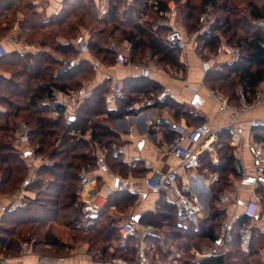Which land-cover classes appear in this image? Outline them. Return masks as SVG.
Segmentation results:
<instances>
[{
    "label": "trees",
    "instance_id": "16d2710c",
    "mask_svg": "<svg viewBox=\"0 0 264 264\" xmlns=\"http://www.w3.org/2000/svg\"><path fill=\"white\" fill-rule=\"evenodd\" d=\"M169 1L171 0H107V12L101 18L98 0H63L61 10L45 19L38 13L37 5L32 0H0V39L5 38L12 30V16L27 12L29 15L21 23L22 32L18 40L29 46L36 39L42 38L40 44L45 47V51L26 54L13 52L0 58V64H7L0 65V70L1 67H7L10 73V77L0 75V105L3 107L0 111V196L12 195L18 191L30 174L29 161L25 160L12 142L19 122H26L30 127L29 145L35 154L49 160V164L38 170V179L27 188L36 197L25 198L22 208L8 210L2 218L0 254L12 249L17 251L22 241L34 238L35 249L45 244L66 250L68 245L60 243L49 233L50 227L58 224L71 230L74 243L88 244L91 253L96 252L106 258L109 250L113 249V257L119 255L128 260L134 256L137 250L134 245H130L133 237L124 240L116 248L112 247L111 243L120 239V227L116 220L100 227V214L99 218L87 225L81 224V212L77 208L80 172L83 168L95 170L103 161L114 173L125 174L126 170L133 173L129 178L138 179L147 175L148 171L140 160L134 166H129L118 154L119 148L127 145L112 126L117 120L137 113L132 110V106L140 97H153L163 91V87L148 78L127 79V84L123 87L124 99L115 109H110L105 100L111 90V79H106L84 99L71 119L66 117L64 106L54 103L55 93L70 95L80 92L84 84L95 76L93 63L89 60H80L77 64L73 62L79 56L80 29L89 31L90 52L98 60L108 63L107 66H113L117 62L109 40L118 38L132 45L128 59L131 64H141L150 52L157 65L165 63L177 69L175 65H171L172 62H167L172 60L170 55L180 52L168 48L162 41L163 35L170 31L161 15ZM174 1L179 8L178 27L191 42L199 26L201 12L196 3L199 0H186L183 4L179 0ZM200 1L201 6L211 5L216 12H222V16L215 15L209 33L198 39V52L206 59L208 53H215L224 39L231 49H239L241 53L239 62L224 64L209 72L204 80L205 85L218 93L229 94L226 97L231 106L240 104L241 95L248 103L252 102L260 85L264 83V29L254 24L264 20V0ZM125 3L127 7L121 15L120 11ZM244 12L248 14L245 15ZM97 25L103 26L102 29H97ZM56 54L63 60L70 61V68L58 76L55 75L56 70L62 69L65 62L56 57ZM238 86L241 90L236 93ZM153 106L170 111L176 119L198 120L174 98ZM258 130L253 132L254 141L264 145V129ZM219 136V162L225 160L226 165L216 169L220 177L213 185V190L218 192L211 204L213 215L209 220L200 219L198 234L195 233L194 226L191 227L195 224L178 229L184 232L181 237L184 234H201L200 238L220 245L219 224L221 218L224 220L226 210L218 209L213 204L229 185L227 172L232 170L234 163L230 130H222ZM137 197V194L128 192L114 193L106 205L125 209ZM160 200L156 211L146 212L140 223L157 228L167 223L174 227L173 230L177 229L174 205L164 198ZM261 204L264 208L263 198ZM149 219L152 221L149 222ZM206 221L213 223L208 225ZM251 223V219L241 216L229 231V236L233 238L232 246L239 248V251L241 230ZM173 234L176 233L169 236L172 237ZM251 234L250 253L243 256L246 258L240 261L241 264L258 256L264 247V234L256 226L252 227ZM103 244H107V247ZM230 255L231 253L227 258ZM225 258L223 254L213 255L203 259L200 264H221Z\"/></svg>",
    "mask_w": 264,
    "mask_h": 264
},
{
    "label": "built area",
    "instance_id": "2783aa9c",
    "mask_svg": "<svg viewBox=\"0 0 264 264\" xmlns=\"http://www.w3.org/2000/svg\"><path fill=\"white\" fill-rule=\"evenodd\" d=\"M162 17L165 19V24L170 28V31L165 33L162 37L163 43L170 49L180 53H186L189 50L199 54L200 67L203 77L214 69H219L223 64H232L241 60V53L239 49H231L227 43L221 42L211 60L202 59L198 52V39L205 36L211 30L214 24V19L211 18L210 12L204 11L199 18V26L196 30L195 36L191 42L187 39L184 32L178 27L177 21L179 18V8L176 1L171 0L167 4L166 10L162 12ZM261 28H264V20L256 22ZM80 53L89 52L88 42L85 40L78 44ZM111 51L116 53L117 63L121 66H130L129 57L132 50V45L126 43L122 47L112 43L110 45ZM149 60H147L148 62ZM93 67L99 69L101 63L98 60L93 61ZM143 65L142 75L148 77L150 74ZM170 93L169 90H164L160 95H157L154 100H149L142 106H151L156 102H164ZM209 96L218 105L220 111L229 112L230 127H235L240 118L249 114L253 110L264 107V94L259 91L252 102L243 101L242 104L231 106L228 99L213 91L209 90ZM124 99L123 84L120 80L114 78L111 80V90L105 102L108 108L115 109L118 103ZM241 99L244 97L241 95ZM54 103L58 106H65L63 101L55 96ZM139 116H125L124 120L133 122L134 118ZM69 119V118H68ZM71 119V116H70ZM150 127L170 126L175 132V137L168 144V153L177 158L179 165L170 171L163 172L160 169H153L144 178H124L117 173L112 172L109 167L101 161L95 170H88L83 168L80 172V196L79 204L82 211L83 222L89 223L96 219L102 212L107 200L114 193L128 192L137 194L136 185L143 184L145 189L153 194H164L166 202L174 205L176 212V219L182 224H197L204 214V206L198 194L194 191L193 182L198 176H193L191 173L194 170L201 168V160L206 152L215 151V147L219 144L220 132L219 128L212 127L209 123L202 124L194 128H186L182 125L174 123L168 116H156L154 119L147 122ZM251 129H264V120L254 119L250 123ZM136 125L129 124L127 127V136L134 148L127 146L121 147L118 154L129 166H134L135 162L139 160L137 155H140L146 146V139L136 136ZM30 136V129L25 124H19L13 137V145L20 150L28 144ZM187 143V144H186ZM248 152L252 158V164L255 171L254 184L256 191H264V145L256 142H251L247 145ZM30 152V151H29ZM22 153V152H21ZM31 153V152H30ZM23 154V153H22ZM213 163H218L216 156L212 157ZM145 169L152 168L151 164L146 161ZM239 171L245 175L244 168L239 165ZM36 176L31 179H26L21 188L25 189ZM102 179V181H101ZM219 179L218 174L212 175L211 184H215ZM239 191V188L237 192ZM239 192L237 195H220L217 204L223 205H239ZM261 197L255 193L253 201H251L246 208L245 215L247 218L254 221L257 209L260 208ZM11 209L16 210L21 207L19 201H14L11 204ZM231 221L226 222L224 226L225 236L222 244L230 243L229 231ZM253 225L250 224L241 230V243L245 249H248L251 242V229ZM160 229L151 225H140L137 220L130 218L123 223L119 229L122 239L127 240L130 237L141 236L144 239L147 237L159 236ZM227 252L223 253L225 256ZM140 253L142 264H147L148 260ZM211 255H203L202 258L210 257ZM202 261V260H201ZM199 261V262H201ZM147 262V263H146ZM108 264H128L122 260H113Z\"/></svg>",
    "mask_w": 264,
    "mask_h": 264
},
{
    "label": "crops",
    "instance_id": "0c3cea01",
    "mask_svg": "<svg viewBox=\"0 0 264 264\" xmlns=\"http://www.w3.org/2000/svg\"><path fill=\"white\" fill-rule=\"evenodd\" d=\"M62 1L63 0H40L37 3L40 5V11L44 13L46 18H49L61 10ZM106 1L107 0H98L103 13L107 12ZM126 7V3L123 4L121 15H123ZM11 35L13 37L0 42V58L5 54H10L13 52L28 53L30 50L29 46L24 47L17 40V32L12 33ZM83 40L87 42L86 35L84 33L79 36V43ZM181 55H183V64H185L187 68L186 76L183 78L178 76L176 69L173 71L168 65L166 67L171 71V73H168L165 69L158 68V65L152 59H150L148 62L145 60L138 65L130 63V66H121L116 62L113 66L102 64L99 69H95L93 67L95 76L91 81L84 84L82 91L70 95L56 92L55 96H58L63 101L65 105L64 107L66 108L65 115L67 117L74 116L78 107L82 104L84 99L92 93L93 89L109 78L111 80L114 78L120 80L123 84V87L127 84V79L139 77L148 78L151 81L161 85L163 90H169L170 95L168 98H174L175 100L179 101V103L187 106L186 108L190 110L195 119L198 120L193 121L190 119L188 121L185 118L176 119L173 113L170 111L166 109L160 110L155 108L153 106L155 103H162L155 101L153 105L145 106L140 109H138V105L134 103L132 109L136 110L137 113L131 114V116H139L140 114H142V116L134 118L133 122H127L124 119L117 120L112 126L113 130L116 131L120 135L121 139L126 142L125 145L133 149L134 145L129 140L126 130L129 124L134 123L136 125V136L146 139L145 149L140 155H137V158H139L144 168V163L146 161H148L152 166L151 169L147 170V175L150 174L149 172L153 169H160L163 172H167L179 165L178 159L168 153V144L175 137V132L172 127H150L147 124L149 120L154 119L156 116H168L174 123L182 125L186 128H194L202 124L209 123L212 127L219 128L221 130H230L232 134V140L230 144L232 147V158L234 164L232 166V170L227 172V175L229 184L231 185V190L229 192L224 191L222 194L237 195L239 192V205H228L229 208L226 207L230 217L229 222L231 221L232 223L238 217L246 216L244 213L246 211L247 205L253 201L254 195L256 193V186L254 184L255 171L247 145L251 142H255L253 132L254 130H258L251 129L250 123L254 119L264 120V107L253 110L249 114L242 116L236 123L235 127H230L229 112L220 111L219 105L212 98H210L208 88L202 86L205 84V77H203L201 71L199 54L189 50L186 53H181ZM201 57L202 59H205L202 55ZM95 59L98 60L89 50L87 53L79 52L78 58L73 60V62L77 64L80 60H89L93 63ZM143 65H145L144 68L148 70V73L150 74L148 77L142 75ZM69 68L70 65H67V68L61 70L57 69L55 75H62ZM259 88H261L259 90L263 91L264 93V83H262ZM243 101L246 102L245 99H241L240 104H242ZM1 110H3V107L0 105V111ZM89 138L90 136H88V139ZM220 149V146L217 145L215 147V151L206 152L201 160V168L194 170L191 173L193 176H198L193 182V188L203 203L204 214L206 216L211 210V204L213 201L214 184H211L212 175L219 174V171L216 169L219 166L226 165L225 160L222 163L219 162L221 159ZM20 150L22 151L25 160L29 161L30 163L31 167L29 175H31L34 170L36 171L37 165H39V163L34 162L32 154L29 153V151H25L26 146L22 147ZM213 156L218 158V163L212 162ZM240 164L244 168L245 175L239 171L238 167ZM142 178L144 177H141V179ZM136 188L139 190H146L143 184L140 182L138 185H136ZM238 188L239 191L237 192ZM21 192L26 198L34 199L36 197V194L33 192L23 190ZM145 192L148 191L146 190ZM17 193L18 191L14 195L0 196V222L8 210L13 211L10 206L14 201H16L15 196L18 197ZM148 193L149 195L154 196V199L164 198L163 193L158 195L150 192ZM261 208L262 204L260 202V208L257 209L254 221H259ZM111 209L115 210L116 208L112 207ZM154 210L152 207H150V209L143 211L142 214ZM142 214L138 215L137 217L131 216V218L137 220L140 223L139 218L142 217ZM231 216L233 217L231 218ZM254 221H252L251 224L253 227H258V224H254ZM263 227L264 222H262L260 225V228L264 231ZM49 230L50 236L53 238L55 237L60 243H70L71 234L66 227L53 224ZM19 248V252L14 257L0 255V261L2 262L1 264H95L92 256L90 255L88 244H83L82 247H77L78 249L66 255L62 254L65 251L64 249L61 250L59 248H53L45 244H42L38 249H35L31 244L27 245L20 243Z\"/></svg>",
    "mask_w": 264,
    "mask_h": 264
},
{
    "label": "rangeland",
    "instance_id": "374dc122",
    "mask_svg": "<svg viewBox=\"0 0 264 264\" xmlns=\"http://www.w3.org/2000/svg\"><path fill=\"white\" fill-rule=\"evenodd\" d=\"M39 1L40 0H32V3L37 5L36 7H37L38 13L43 18L46 19L44 13L41 12L40 9H39L40 8V5L37 3ZM179 1H181V3L183 4V3H185L186 0H179ZM106 3H107V7L106 8H108V2L106 1ZM196 3L198 5L199 12H201L200 13V16H201V14L204 11L210 12V15H211V18L212 19H215V17H214L215 15H216V17H221L222 16V12H216L215 9H213V7L211 5L201 6V1L200 0L197 1ZM98 5H99V3H98ZM105 13L102 12L101 5H99V16L102 18L105 15ZM121 14H122V12H121ZM244 14L247 15L248 12H244ZM28 15L29 14L27 12H20L16 16L15 15L12 16L11 20H13V22H14L13 25H12L13 26L12 27V30L7 33V36L5 38L0 39V42H3L5 40H8L10 37H13L11 34L14 33V32H17V40H18V36L22 32V30H21L22 29L21 28V23L24 20L27 19ZM254 24L257 25V27H260L256 22H254ZM102 27L103 26H101V25H97V29H102ZM83 33L86 35L87 42H89V39L91 37L90 34H89V31H87L85 29H80V35H82ZM117 34L119 35V33H117ZM41 41H43L42 38H39V39H36L33 42V44H30L29 45L30 50L28 51V53H36V52H39V51H45V47H42L41 44H40ZM19 42L24 47H28L27 45L23 44L21 41H19ZM109 42H111V44L112 43H115L116 45H118L120 47H122L123 45H125L127 43V42L120 41L118 38H117V40H111L110 39ZM221 42L226 43V40L223 39ZM47 50L50 51V49H47ZM23 54H26V53H23ZM182 56L183 55H181V53L175 54V55H170V58L172 60H169L167 63L172 62L171 65H175L174 67L177 68L176 71L178 73V76L183 78V77L186 76L187 68H186V65L183 64V60H182L183 57ZM213 56L214 55H213L212 52L208 53L207 56H206V60H211L213 58ZM56 57H59V56L56 54ZM60 59L65 62L63 64L64 66H63L62 69L67 68V65H70V61L63 60L62 58H60ZM150 59L153 60L152 54L149 52L146 55L145 60L147 61V60H150ZM154 61L156 62V60H154ZM99 62L101 63V65L102 64H105V65L108 64V63H105V62H103L101 60H99ZM0 65H7V64L6 63H1ZM164 65H167V64H165V63L164 64H160V65H158V68L165 69L168 73H171V71L166 66H164ZM171 69L174 71V68L173 67H171ZM11 71L12 70L10 69V72ZM9 74L10 73H8L7 67H1V70H0V75L1 76L10 77ZM202 86L208 88V90H212L210 87H208L205 84L202 85ZM238 90H241V87H239V86L237 87L236 93H237ZM163 91H160L159 94H156L154 96L156 97L157 95H160ZM213 91H215V90H213ZM259 91H261V90H258V92ZM215 92H217V91H215ZM261 92L263 93V91H261ZM221 93H223V94H221ZM221 93H219V94H221V95H223L225 97L226 96H230L226 92H221ZM154 96L153 97H149V98L148 97L147 98L146 97H140L136 101V103L135 102L134 103L137 104L138 107H139L138 109H140L142 107H145V106H142L143 104H145L149 100H153L154 99ZM168 99H170V98H167L166 100H168ZM182 105L185 107V109H187L186 108L187 106H185L184 104H182ZM132 110H134V109H132ZM134 112H136V110H134ZM67 118H70V116H67ZM19 124H25L30 129V127L27 125L26 122H23L22 121V122H19ZM261 131H263V130H261ZM12 142H13V140H12ZM29 143H30V141H28V144L26 145V150L25 151H30L31 154H32V158L34 159V162L39 163V165H37L36 171L34 170L31 173V175H29L27 177V179H31L32 176H36V179L32 180V182L30 183V185H31L34 181H36L38 179L37 178V172H38V170L42 166H44L46 164H49V160L45 156H37L35 154L34 149L29 145ZM19 151L22 152L21 150H19ZM117 174H120V173L117 172ZM122 174L123 173L120 174V176H122V177H124V175L127 174V175H125L127 177H124V178H129V177L133 176V173H131V172L127 171V170H126L125 174H123V175ZM21 186H20V188L18 190V193H17V196L19 198L15 196L16 201H19L21 203V207L20 208H22L25 205L24 201H25V198H26L22 194L21 191L22 190L23 191H29V190H27V188L29 187V185L25 189H21ZM230 186L231 185L229 184L225 188L224 191L229 192L231 190L230 189ZM79 190H80V188H79ZM79 190H78V205H77V208L81 212V213L79 212L80 213V218H81V220H80L81 221V224L82 225L83 224L84 225H87V222H83V220H82V211H81V207H80V204H79V196H80ZM136 190H137V196L138 197L127 208H125V209L116 208L115 210H112L109 206L107 207V205H106L104 207L101 215H100L101 217L99 216L100 217L99 226L102 227L104 225L109 224L110 221L116 220L117 226L121 228V226L123 225V223L126 222L127 220H129L131 218V216H134V217L136 216L137 217L138 215H141L142 212L145 211L146 209H150V207H152L153 210L155 209L154 211H156V209H157L156 206H157L158 202L161 201L160 198L154 199L153 198L154 196L149 195V193L148 192H145L146 190H144V189L139 190V189L136 188ZM16 192L13 193L12 195L16 194ZM30 192H32V191H30ZM147 193H148L149 196L147 195ZM222 193H220L218 195V197L215 199L214 204H213L218 209L226 210L225 211V214H224V218H223L224 220L222 221V218H221V221H220L221 224H219V230H220V236H221L220 245L219 244H216V243H213V242H210L208 240H205L203 238H200L199 236L201 234L200 235H197L199 233V232H197V230L200 228L199 227V224L201 222H198L195 225H191V224H182V223L176 222V220H175V227L177 228L175 230H173L174 227L172 228V226H169L167 223H164L163 226L161 228H159L160 229L159 236H155V237H151L150 236V237H147L146 239H144L143 237L139 236V234H138V236L133 237L132 238L133 241L130 242V245H132V246L134 245L135 246V249L137 251L134 254V256H131V259L127 257L128 260H125V259L120 258L119 255H115L114 256L115 258H114L113 257L114 250L113 249H110L109 252H108L109 256H107L106 258H103L99 253H96V252L95 253H91L90 252V255L92 256L94 263L95 264H108V263L112 262L113 260H119L120 259L123 262H126L128 264H142V260H140L141 259L140 253L141 252H144L145 253L144 254L145 257L148 260V263L146 262L147 264H186V263H190V264H200L199 261L205 259V258H202L201 257L203 255H208L209 254V255L213 256V255H219V254H223V253L227 252L226 255H225L226 258L224 259V262H222L221 264H232V263L233 264H241L240 261H244L243 258H246V257H243V256L244 255H248L250 253V248L245 249L244 246H243V244L240 241L241 247H240V251H239V248H236L234 245L232 246V239L233 238L231 236H229L230 237V243H228V244H222V241L224 239L223 236H225V230H224V226L223 225L226 222H228L229 219H230L229 214H228V211L226 209V207L229 208V206L228 205L219 206L217 204L218 199H219V197H220V195ZM256 193L259 194L260 197L264 199V191H262V190L261 191H256ZM216 194H218V192L215 191V190H213V200H214ZM20 208H18V209H20ZM213 210L214 209L210 210L209 211V214L207 216L205 214H203L202 220H205V219L206 220H209L212 217V215H213L212 214L213 213ZM260 212L261 213H260L259 221H254V224H256V225L258 224V227L257 228L260 230L261 233L264 234V231L260 228L261 223L264 222V208L263 207L261 208V211ZM143 215L144 214H142V217H143ZM142 217L139 218V219H142ZM232 217L233 216H231V218ZM237 219H235L234 222H232V224L230 226V230H231L233 224L235 223V221ZM151 221H152V219H151ZM151 221L149 219V222H151ZM206 222H208V225H211L213 223L211 221H206ZM178 223L180 225H182V226H180ZM190 225H191V227L194 226L193 229H194L195 233H197V234H193V235H186V234H184L185 236L181 237L180 235H183L184 232L180 231L178 228L179 227H183V228L185 227V228H187ZM59 226H61V225H59ZM67 229L70 231L71 241H70V243L66 244V245H68L67 246V249L64 251V253H62V254H65V255L66 254H70L74 250L78 249L77 247H82L83 246V244L74 243V241H73V234H72V232H71V230L69 228H67ZM219 230H218V232H219ZM44 233H45V230H43L42 234H44ZM171 233H176V234H173V236L170 237L169 235H171ZM118 238H120V239H117V241H113L111 243L113 248H116L118 245H121L124 242V239L121 238L120 233L118 235ZM35 239L36 238H34L33 240H35ZM33 240H30V241H22L21 243L22 244H27V245H29V244L34 245V241ZM73 245H75V246H73ZM103 245H104V247H107V244H103ZM101 246H102V244H101ZM18 252H19V250L15 251L14 249H12L10 252L1 253L0 255H5L7 257H14V256L17 255ZM230 253H231V255L228 256V258H227V255L230 254ZM1 263L2 262L0 261V264ZM244 264H264V247L261 248L258 256L256 255L251 260H247V262L244 263Z\"/></svg>",
    "mask_w": 264,
    "mask_h": 264
}]
</instances>
